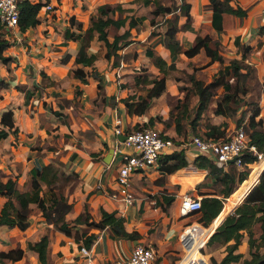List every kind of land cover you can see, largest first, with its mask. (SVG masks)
I'll list each match as a JSON object with an SVG mask.
<instances>
[{"label": "crops", "instance_id": "0c3cea01", "mask_svg": "<svg viewBox=\"0 0 264 264\" xmlns=\"http://www.w3.org/2000/svg\"><path fill=\"white\" fill-rule=\"evenodd\" d=\"M41 1L43 3L49 2L53 5V9L48 13L38 11L39 23L36 26L23 32L12 30L15 43L9 45L4 51V54L12 58L9 63L11 69L9 76L7 66L0 62V82L2 84L0 85V114L8 108L12 109L16 128L15 133H9L7 137L0 140V143L11 141L8 142L10 153L8 156L2 157L0 170L7 169L5 162H10L11 169L15 173V176H6L4 180L7 177L15 179L16 182L20 181L19 179L25 180L31 168H41L48 163L60 165L66 172H75L78 182L67 196L72 207L65 214V218L73 219L86 203L92 219L97 220L100 217V208L114 211L116 215L123 216L125 230L136 233L133 238H127L112 236V232L107 227L102 230L90 229L89 232H94L96 235L93 244L88 248L92 256L90 264H101L104 261L112 264L114 260L126 257L136 243L152 247L154 259L151 264H175L181 255L179 252L180 245L183 247L179 234L184 226L188 225L187 219L191 216L189 214L186 216L179 215L178 207L182 196L188 194L199 200L202 195H210L214 192L211 181H208L205 186L201 185L199 189L196 188V184L205 177L207 171L192 163L197 155H205L208 158L209 156L196 146L187 145L184 147L174 144L170 151L182 148L188 164L171 173H164L160 170L158 163L146 170L132 173L129 177L128 186L132 200L126 202L119 194L116 197L112 196V193H116L119 189L115 180L116 163L119 157V152L116 149L129 151L128 147L120 143L119 135L114 134L113 128L116 118L120 119V127L123 131H130L134 129V126L148 124L151 118L153 127L172 137L173 140L181 141L183 137L177 135L173 124L166 125L163 120L169 116L170 107L173 106L169 105L167 99L171 100L173 96L182 99L185 92L179 91L178 81L168 74L171 70H167L165 90L158 96L152 97L150 105L141 114L129 115L126 112L122 99L132 94L137 98L146 92H142L141 82L134 83V78L137 77L141 80L145 75V70L135 69L139 67L137 61L149 58L145 54L146 47L139 44L149 34L150 30L147 27L142 31H137L136 28L130 29L131 36L129 39L131 41L117 50L119 62L113 63V57L106 59L102 54L97 55L90 64L84 65L74 61L80 46L81 36L89 24V17L95 14L97 5L105 2L119 4L122 8L127 9L124 14L133 16H142V7L134 12L133 9L137 6L134 3L135 0ZM187 1L190 4V27L176 33L179 42L184 47H189L194 36L204 28L205 32L214 35L220 43L227 44L230 53L220 52L222 56L240 57L241 52L233 43L236 36L241 44L249 46L250 49L246 53L245 62L254 67V78L251 82L255 81L258 85L250 89L245 98L258 103V117L264 121V0H231L230 3L233 6L239 5L246 8L247 13L242 18L233 16L232 24L225 28V32L210 27L211 11L205 6L208 0ZM145 7L144 5L143 8ZM149 14L154 19L163 16L161 14ZM168 14H164V16ZM70 17H73L74 23H81L80 29L70 24ZM147 19L149 20L148 16L147 18L142 17L141 22L145 24ZM184 21L185 16H179L178 24ZM124 28L121 27L119 31H123ZM70 33L73 34L72 38L65 40V36ZM96 36L97 34L94 32L86 50L87 55L94 54L100 48V42ZM158 36L155 35L153 38L156 39ZM8 37L10 38L9 35L6 36L7 39ZM63 40H65V44L62 43ZM152 41L148 44H153L150 48L154 49L156 54L164 60L161 68L165 71L171 61L169 51L161 43L154 44ZM143 48V56H141L139 52ZM132 50L137 51V55L136 58L131 59L134 62L129 64L121 58V55ZM199 53H203L205 58L203 63H207L208 58L203 49ZM177 57L189 62L194 61L195 55L187 57L183 53H179L176 59ZM214 65H216V61L207 64V67ZM143 66L147 67L148 78L160 72V68L154 63H144ZM175 67L178 68L179 66L175 64ZM76 68H81L87 73L86 83L80 82L78 77L70 73V70ZM41 72L48 79L60 82L59 87L49 90L50 98L58 93L72 97L73 90L77 86L81 88V94L76 98L83 105L79 115L76 118L72 116V122L69 125L63 120L58 123H50L49 127L52 124L55 138L48 135L46 128L41 125L38 119V114H28L25 111L26 106L24 107V104L35 106L34 103L37 102L38 98H41L38 95ZM1 73L3 74L1 75ZM92 73H96L97 77H93ZM98 79H100L103 91L102 101H99L97 96L96 84ZM211 79L212 77L208 81ZM145 86H151V83H146ZM218 92H221V88H218ZM191 96L192 102H189V108L197 101V95L191 94ZM45 107H49V105L44 106V109ZM242 110L245 112V122L249 113L246 106H241L237 110L236 117ZM62 111L71 116V108L65 107ZM157 116L161 119H157ZM208 122L214 125L220 124L226 134L235 128L234 119L212 112L208 116ZM198 129L201 134L206 130L204 125H198ZM81 131L83 132L81 133ZM26 132H30L31 135L26 134ZM36 137L42 146L41 154H37L36 149L32 147ZM54 145H56L55 148L52 147ZM110 148H113L111 156L108 155ZM262 157L264 158V154ZM255 163L256 161L248 164L249 168ZM257 174L259 175L258 165H255L253 172L248 173L247 177L237 184V188L225 198L220 214L214 219H217L218 222L213 226V229L210 227L214 220L208 225L209 229L195 225L185 228L182 233L185 252L178 264L205 263L204 258L199 253V246L203 244L208 234L214 230L223 217L242 200L244 195L234 204L230 202L233 196L244 191V189L246 193L257 182L254 181L252 184V175ZM248 177L249 182L244 183ZM0 180L4 181L1 178ZM20 183L23 184L22 181ZM167 196L173 197L170 203L164 199ZM29 207L34 208L35 204ZM43 225L46 227L44 232L41 230ZM1 227H5V225H1ZM9 228L25 232L32 237L31 242L38 240L44 233L48 234L49 260L44 264H86V260L77 250V244L81 241H75L71 236H66L58 230H52V225L48 224L38 211L29 215V225L26 229ZM213 244L222 249L219 258H216L212 253L210 254L218 261L225 253L224 245L217 242ZM21 247L24 254L18 260L20 264L25 262V259H30L28 264H42L38 261L36 252L28 249L27 244L26 248ZM247 247V234L244 233L236 251L240 252L241 257H243L247 253ZM239 262L234 264H239Z\"/></svg>", "mask_w": 264, "mask_h": 264}, {"label": "trees", "instance_id": "16d2710c", "mask_svg": "<svg viewBox=\"0 0 264 264\" xmlns=\"http://www.w3.org/2000/svg\"><path fill=\"white\" fill-rule=\"evenodd\" d=\"M230 1H207L205 6L211 11L210 27L225 32L224 24L227 16L239 18L246 16V8L239 5L233 6ZM168 2L171 3L168 4ZM43 4L41 0H20L17 3L19 31L23 32L39 23L37 15ZM189 9L190 4L187 0H179L178 4H175L174 0H166L165 2L157 0L152 6L150 10L152 15L161 14L164 16V14L169 13V16L164 17L166 24L164 31L159 33L151 30L148 37L159 35L152 43H161L169 51L171 61L164 71L161 68L164 63L161 56L155 55L150 46L145 48V54L160 68V72L149 79L134 78V83L141 82L145 86V83L148 82L151 83V86L145 88L144 95L135 98L132 94L122 99L126 112L129 115L141 114L150 105L152 97L158 96L165 90L166 71L176 69L174 61L179 53L191 57L203 49L208 58L204 65L216 61L220 67L212 79L206 83L196 78L193 73L188 74L191 92L186 91L182 99L171 96L176 99V103L170 108L169 116L163 122L166 125L173 124L177 135H182L181 141H175L171 137L174 144L182 145L187 139L188 131H193L194 135L204 138L224 136L226 132L220 124L214 125L208 121L202 122L206 130L202 134L200 133L198 125L201 123L202 116L208 117L212 112L234 119L235 128L242 126L248 135V144L253 145L257 153L264 154V121L258 117L259 105L256 101L245 98L246 93L258 85L255 81L251 82L254 78V67L245 62L246 53L250 49L249 46L241 44L238 37H234L233 43L240 50L241 55L239 58L230 57L225 61L220 53L219 40L208 32H198L191 45L184 47L179 42L176 33L190 27ZM125 10L127 9L122 8L119 4L108 2L95 7V14L89 17V24L81 36L80 46L74 58L76 63L90 64L93 58L99 54H102L106 59L113 57V63H116L117 50L131 41L129 39L131 36L130 29H137L142 21L140 16L124 14ZM180 14L185 16V21L178 24ZM69 19L70 24L75 25L78 29L81 28L80 22L74 23L73 17ZM150 24L155 25L153 17L150 19ZM121 27L125 28L120 32ZM94 32L97 34L100 48L94 54L87 55L86 50ZM6 35H8V30L0 23V62L10 70L9 63L12 58L4 54L9 46ZM72 36V33L66 35L65 40L72 38ZM65 40L62 42L63 44L66 43ZM41 73L42 76L45 75L43 72ZM70 73L78 77L80 82H87V73L83 69L76 68L70 70ZM92 76L97 77L96 73H92ZM0 85H2L1 82ZM96 88L99 101H102L103 91L100 79H98ZM218 88H221V92H218ZM80 94L81 88L77 86L72 98L76 99ZM191 94L197 95V101L189 108ZM167 96L169 97L168 94ZM64 101L67 102L68 100L64 99ZM241 106H246L249 111L245 122L244 110L236 117V112ZM156 118L161 119L159 116ZM151 122L152 119L150 118V124L141 126H152ZM141 126H134V129ZM15 132L14 114L12 109L8 108L0 114V140L7 137L9 133ZM257 159L256 154L244 149L241 154L240 166H237L234 161L227 162L225 166H222L205 155H197L192 163L198 168L206 169L207 173L196 184V188L199 189L201 185L205 186L208 181H211L214 192L210 195H202L199 199V205L193 208L189 215H196L197 222L204 227L208 226L220 214L225 198L237 188L239 182L247 177L249 173L248 164ZM187 164L188 161L182 148L163 154L158 159L159 169L164 173H171ZM259 171L261 172L259 173ZM258 173L257 182L233 210L223 217L207 238V245L216 242L221 243L224 245L225 251L218 261L213 256H209V264H234L239 261L242 255L236 249L244 233L247 234L249 257L242 259V264H264V158L258 165ZM257 175H252V184L256 181ZM40 182H43L47 188L45 195H39L36 192L40 189ZM77 182L78 177L75 172H66L60 165L55 166L52 163L41 168L30 169L28 183L33 192L32 196L27 191L19 190L15 179L7 177L4 181L0 180V194L7 196L0 207V226L17 227L20 230L26 229L29 225V215L32 212V208L27 203L33 201L35 211L40 212L46 222L52 225V230H58L66 236L73 237L75 241H81L86 248H90L96 237L94 232H89L90 229L102 230L107 227L112 232V236L133 238L136 235L135 232L125 230L123 216L116 215L114 211L100 208V217L97 220L92 219L86 203L73 219H66L65 214L72 207L67 196L73 191ZM247 182H249V177L244 183ZM244 193L245 189L234 195L230 202L234 204L241 199L240 197ZM164 199L170 203L173 197L167 196ZM164 210L166 209L164 208ZM217 222V219L214 220L210 228L213 229ZM27 248L36 252L40 263H46L49 260L48 234H42L34 242L28 241ZM23 254V248L18 245L0 249V264H14L22 258Z\"/></svg>", "mask_w": 264, "mask_h": 264}, {"label": "rangeland", "instance_id": "374dc122", "mask_svg": "<svg viewBox=\"0 0 264 264\" xmlns=\"http://www.w3.org/2000/svg\"><path fill=\"white\" fill-rule=\"evenodd\" d=\"M151 1V3H150ZM152 1H153V4H152ZM157 0H135L134 3L137 5L134 7L133 11L134 12H137L138 9H141V15L140 17H143V18H149V20L147 19L146 20V23H140L139 26L137 27V31H142L144 30V28H148L150 31L151 30H155L156 32H163L164 29H165V21H164V17H168V15L166 16H159V17H156V19L153 18L154 22H155V25H152L150 24V19L152 18L151 15L149 14L150 12V8L154 5V3L156 2ZM165 2L166 0H161V2ZM175 4H178L179 3V0H174ZM171 3V2H168V4ZM146 6L145 8L144 5ZM151 5V7H150ZM132 10V8H131ZM43 9H42V6L40 7L39 9V12H42ZM178 13L180 11H177ZM181 16V14L179 15ZM232 24V17L231 16H227L226 19H225V24H224V27L227 28L228 26H230ZM17 30L18 32H21L19 31L18 29H15ZM120 30V29H119ZM149 31V32H150ZM206 30L203 28L201 30V33L205 32ZM13 31H9L8 32V35L10 36V38L8 37L9 39V45H14V38H13ZM68 34V33H67ZM12 35V36H11ZM7 36V35H6ZM212 36V35H211ZM213 37L215 38V36L213 35ZM155 38L153 37H148V35L146 36V38L144 39L143 42H140L139 44L140 45H144L145 47H148V46H152L153 44H148L150 43L152 40H154ZM153 42V41H152ZM220 43V41H219ZM152 49V48H151ZM143 50L144 48L139 52L141 54V56H143ZM154 54L157 55L156 51L154 49H152ZM220 52H226V53H230L229 52V49L227 47V44L226 43H220ZM136 55H137V51L135 50H132V51H129L128 53L126 54H122L121 55V58L127 63L129 64H132V58H136ZM225 58V61H227V58L226 56H223ZM95 58H93L94 60ZM204 55L203 53H197L195 54V57H194V61H189V62H186L187 60L186 59H181V58H178L175 60V64H177L179 67L174 69V70H171L168 72L169 75H171L176 81H178V88H179V91L180 92H186V91H189L191 92V83L189 82V78H188V74L190 73H193L194 76L196 78H199L201 80H203V82H207L211 77H213V75L215 74V72L217 71V69L220 67L219 63L216 62V65H214L213 67H207V65H204L205 63H203V60H204ZM119 55H117V57L115 58V62H119ZM154 63L153 60L151 58H148V59H144V60H139L137 61V65L139 66L138 69H135V70H141V71H144L145 72V75L142 79L144 78H148V74L146 73V70H147V67L143 66V64H147V63ZM141 64V65H139ZM155 64V63H154ZM149 66V64H148ZM207 67V68H206ZM134 70V71H135ZM8 71V76L10 75V70H7ZM1 72V70H0ZM3 73H1L2 75ZM44 74V73H43ZM141 79V80H142ZM148 83V82H147ZM143 83H141V90L142 92L143 91H146V86H143L142 85ZM146 84V83H145ZM60 85V82H56L55 80H50L48 79L45 75L44 76H40V79H39V83H38V95L41 96V98H38L37 99V102L34 103L35 106L33 105H26L24 104V107H25V111L28 113V114H31L33 115V113H37L38 114V119L39 121L41 122V125L43 127L46 128V131L48 132V135L52 136L53 138L56 137V135L53 133L54 132V128H52V124L51 126L49 127L50 123H58V122H61L63 120L64 123H66L67 125H69L71 122H72V116H74L75 118L79 115V111L82 110V103H80L79 100L77 99H73L72 97H66L64 96L63 94H54L51 96L50 98V95H49V90H51L52 88H56V87H59ZM48 88V90H47ZM74 92V90H73ZM49 97V98H48ZM192 97V96H191ZM48 98V99H47ZM64 99H67L68 101L65 102ZM177 99V98H176ZM176 99L172 98L171 100L170 99H167V102L169 103V105H174L176 103ZM192 102V98L190 100ZM38 103V105H37ZM49 107H45L44 109V106H48ZM41 106H43L41 108ZM23 107V106H22ZM71 108V116L69 113H64L62 110L64 108ZM48 108V109H47ZM171 108V107H170ZM21 115H23V113H21ZM19 120V119H18ZM205 121H208V117H205L204 115L202 116L201 118V123L199 124V126H202V122H205ZM29 135H31L30 132H28ZM26 132V134H28ZM194 134L193 131H188L187 132V139L190 135ZM176 140V139H175ZM8 142H11V141H6V142H3V143H0V162L2 160V157L3 156H8L10 151H9V145H8ZM32 147L33 149H36V153L37 154H41L40 150L42 149V146H40V142L39 140H37V137L35 139V141L33 142L32 144ZM53 148L56 147V145L52 146ZM263 159V157L261 156V158L257 159L256 160V163L255 164H252L251 167L249 168V174L251 172H253L254 170V167L255 165H260L261 163V160ZM6 161V159H5ZM10 163V162H9ZM8 162H5L6 164V168L4 171H1L0 170V178L4 180V178L6 176H15V173L14 171L11 169V166ZM53 164V163H52ZM55 165V164H54ZM56 166V165H55ZM26 179L23 180V179H19L20 181H22L23 184L20 183V181H18V178H17V188L19 190H22V191H27L29 193V195L32 196V190H31V187L29 186V183H28V180H29V174L25 177ZM46 186L45 184L42 182L40 184V189L37 190L36 192H38L39 195H45L46 193ZM30 196V197H31ZM7 196L6 195H1L0 194V206L2 205V203L6 200ZM34 202L33 201H29L27 203L28 206H34ZM36 210V208H32V212L31 213H34V211ZM188 221V225L184 226V228L182 229V231L180 232V234L183 232V230L187 227V226H190V225H195V226H200L202 228H208V226H202L199 222H197V216L196 215H191L188 217L187 219ZM46 227L43 225L41 230L42 232L46 231L45 229ZM179 234V236H180ZM208 237H206V239L204 240L203 244L201 245V247L199 248V253L202 255V257L204 258L205 260V264H209L210 261H209V256L210 254H214V256L216 258H219L221 253H222V249L221 247H219L218 245L216 246V244H209L207 245L206 244V240H207ZM32 237L29 236L28 234H26L25 232H20V231H16L15 229H11L9 227H1L0 228V249H7L9 247H13L15 245H18V246H23L24 248H26V244L28 243V241H31ZM181 255L184 253V248L182 247V245H180V251ZM60 255V254H58ZM181 255L179 256L178 260L180 259ZM249 257V250H248V247H247V253L245 254V256L241 257L240 258V263L242 259L244 258H248ZM29 258V257H27ZM30 259H25V262H22L21 264H28V261ZM177 260V261H178ZM14 264H20L18 261L15 262ZM176 264V263H175Z\"/></svg>", "mask_w": 264, "mask_h": 264}, {"label": "built area", "instance_id": "2783aa9c", "mask_svg": "<svg viewBox=\"0 0 264 264\" xmlns=\"http://www.w3.org/2000/svg\"><path fill=\"white\" fill-rule=\"evenodd\" d=\"M19 1L20 0H0V23L4 25L8 32L18 29L17 3ZM42 9L43 12L45 11L44 13H48L53 9V5L46 2L42 5ZM120 124V119L116 118L114 120L113 132L115 135L125 136L124 140L120 143L128 147L129 151H121L118 148L116 149V151L119 152V157L116 163L115 180L119 185V189L116 193H112V196L116 197L117 194H119L126 202H130L132 200V194L128 188L130 175L134 172L143 171L151 166L157 165L158 159L161 155L171 152L170 149L174 145V142L171 137L163 134L153 126H141L130 131H123ZM182 145L196 146L200 151L207 154L216 164L222 166H225V164H227V162L233 157H235V164L240 166L241 154L244 149L250 151L252 154H256L258 159L262 156V153L256 152L253 145L248 144V135L242 126L234 128L231 132H228L222 137L204 138L192 134L182 143ZM198 205V198L184 194L179 202V215H188L190 211ZM182 233L180 234L179 239L184 247ZM200 247L201 246H199V248ZM77 250L86 260V264H90L92 256L89 249L82 243H79L77 244ZM183 254L179 260L183 258ZM153 259L154 250L152 247L142 243H136L132 246L130 253L126 257L116 259L112 264H151ZM178 261L176 264H178ZM101 264L110 263L104 261L101 262Z\"/></svg>", "mask_w": 264, "mask_h": 264}, {"label": "water", "instance_id": "95a60500", "mask_svg": "<svg viewBox=\"0 0 264 264\" xmlns=\"http://www.w3.org/2000/svg\"><path fill=\"white\" fill-rule=\"evenodd\" d=\"M124 138H125L124 135H119V136H118V140H119L120 142L123 141ZM112 153H113V148H110V149H109V154H108V155L111 156ZM234 159H235V157L231 158L228 162H232V161H234ZM260 172H261V171H260ZM260 172H259V173H260ZM257 180H258V178H257ZM257 180H256V181H257ZM255 183H256V182H255ZM249 189H250V188H249ZM249 189L246 191V193L244 194V196L247 194V192L249 191ZM244 196H243V197H244ZM243 197H242V199H243ZM210 234H211V232L209 233V235H210ZM209 235H208V237H209Z\"/></svg>", "mask_w": 264, "mask_h": 264}]
</instances>
